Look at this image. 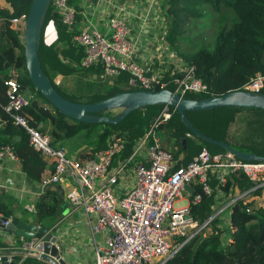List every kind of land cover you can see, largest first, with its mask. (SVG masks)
Segmentation results:
<instances>
[{
	"label": "built area",
	"instance_id": "1",
	"mask_svg": "<svg viewBox=\"0 0 264 264\" xmlns=\"http://www.w3.org/2000/svg\"><path fill=\"white\" fill-rule=\"evenodd\" d=\"M127 1L93 4V12L107 19L104 27H98L83 11L85 1L51 0L69 29L76 24L77 15L82 18L73 34L74 43L83 50L80 66H98L96 75L101 80L126 74L131 90L166 88L181 97L205 92L207 85L195 76L194 67L185 65L166 47V24H158L159 41L152 42L157 45L155 56L141 53L137 38L143 27L151 26L146 20L158 5L161 7L162 0H140L145 3L141 10L136 7L140 2L125 4ZM75 3L81 8L77 9ZM131 10L134 15H129ZM26 17L24 13L10 19V27L21 36ZM4 85L8 97L5 111L25 130L28 144L50 166L37 194L49 185L69 186L68 206L86 216L94 241L93 264H163L195 237L217 235L223 245L228 244L230 232L235 230L231 222L234 207L242 205L251 213L264 206V161H246L227 150L210 152L203 147L187 162L176 163L157 134L158 125L171 116L170 105L163 106L126 155L124 140L112 134L105 148L96 151L93 158L82 160L69 156L63 146H53L48 134L31 125L24 111L30 100L14 78L4 80ZM263 89L264 75L256 73L239 90L261 93ZM0 158L18 160L10 144L0 145ZM126 181L129 183L121 186ZM185 185L193 190H185ZM181 191H186L185 198ZM204 197L213 199V211L200 220L193 208ZM178 198L186 203L175 207ZM100 233L106 236L98 245L95 235ZM23 248L20 255L1 252L0 259L4 255L9 263L20 264L36 256L34 246Z\"/></svg>",
	"mask_w": 264,
	"mask_h": 264
},
{
	"label": "trees",
	"instance_id": "2",
	"mask_svg": "<svg viewBox=\"0 0 264 264\" xmlns=\"http://www.w3.org/2000/svg\"><path fill=\"white\" fill-rule=\"evenodd\" d=\"M31 1L4 0V3L0 4V145L10 144L13 147L22 171L26 173L28 181L34 183L40 181L43 172L50 169V166L41 154L28 144L25 130L14 124L10 114L4 109L8 101L4 80L8 78H14L19 83L20 91L30 100L24 111L30 117L31 125L48 134L53 146L65 147L68 140L83 136L84 144L93 151L89 157L91 159L96 151L107 146L109 137L115 134L124 140L126 148L123 154L126 155L144 130L135 132L129 125H121L133 111L117 124L76 121L59 112L33 86L25 67L23 39L19 31L10 27V19L27 13ZM74 6L80 9L78 3ZM161 10L167 25L165 37L170 48L185 65L193 66L195 76L207 85V90L202 92V95L187 97L204 99L219 96L231 90L241 89L256 73L264 75V0H162ZM215 15V27L211 24L214 33L210 41H207L202 30L207 29L209 18L212 19ZM81 21V16L77 15L76 24L73 29H69L62 23L60 13L52 4L48 6L39 34L38 56L41 67L54 88L63 97L78 103H92L118 92L130 91L126 85V74L106 80L98 78L102 83L112 79L119 80L120 85L114 83L106 89L98 87L91 93H82V84L75 90H67L66 87H59L53 82L51 74L55 73L69 76L78 69H83L85 75H88V70H93L96 74L99 71L98 66H80L81 48L74 43L73 34ZM46 24H51L56 30L57 38L54 42L44 41L43 29ZM195 36L199 42L195 41ZM189 47L193 49L189 51ZM62 56L69 62L64 61ZM27 89L29 95L25 91ZM261 93L264 94V89ZM169 108L171 116L158 125L157 134L161 144L170 147L167 149L173 156L176 157L182 152L181 134L186 141L188 136L194 142L198 140L196 145L199 150L211 147L212 151L215 148L225 151L218 145L194 136L182 123L176 108ZM238 110L252 111L260 115L252 121L259 126L264 125V110L260 108L220 107L207 111H188L186 115L198 131L232 146L226 140V133L234 124L232 120ZM191 113L196 114L195 119L190 117ZM101 114L106 115V112ZM261 133L264 138V130ZM242 145H248V150L244 151L264 157V146L261 147L258 142L250 140ZM236 149L243 150L241 147ZM189 155L188 150L185 160ZM65 202L66 199L59 190L50 185L46 186L34 204L33 223L40 224L44 220L56 219L57 210ZM212 205L213 199L204 197L202 202L193 208V212L202 220L212 213ZM13 211L0 201V218L9 217ZM231 218L235 230L230 232V243L223 245L217 235L195 237L187 241L163 264H264V206L251 213L246 212L242 205L234 207ZM1 246H4L2 241ZM20 264L46 263L28 257Z\"/></svg>",
	"mask_w": 264,
	"mask_h": 264
},
{
	"label": "water",
	"instance_id": "3",
	"mask_svg": "<svg viewBox=\"0 0 264 264\" xmlns=\"http://www.w3.org/2000/svg\"><path fill=\"white\" fill-rule=\"evenodd\" d=\"M4 0H0L3 4ZM51 0H32L22 33L25 67L28 77L33 86L65 116L86 123H110L117 124L124 120L132 111L149 105L163 104L176 108L182 123L191 130L194 136L209 143L218 145L227 151L234 153L240 159L246 161H264V157L253 152L235 149L229 144L212 139L198 131L188 119V111H207L220 107L260 108L264 110V94L254 93L246 90H231L219 96H211L204 99L181 97L169 89L163 88L157 91L130 90L118 92L112 96L92 103H78L63 97L52 85L50 79L44 73L38 56V42L41 27L43 25L47 9ZM120 109V112L111 117L101 114L109 110ZM181 150L183 156L188 155L186 139L180 136ZM180 164V161L178 162ZM185 190L192 191L189 185ZM63 204L56 212L57 217ZM8 217L0 218V235L9 233L23 240V247L34 246L35 258L48 264H69L62 256L63 243L58 234L48 229L43 223L34 224L31 220L24 221L19 217L11 216L8 223L4 225ZM59 247H58V246ZM1 253V252H0ZM15 256H13V259ZM0 264H12L2 256ZM239 264H242L239 262Z\"/></svg>",
	"mask_w": 264,
	"mask_h": 264
},
{
	"label": "crops",
	"instance_id": "4",
	"mask_svg": "<svg viewBox=\"0 0 264 264\" xmlns=\"http://www.w3.org/2000/svg\"><path fill=\"white\" fill-rule=\"evenodd\" d=\"M82 6L83 11L87 13L89 19L96 23L98 27H104L105 21L99 13L93 12V3L87 0ZM145 1V0H144ZM79 2V0H77ZM131 2H140V0H128L125 4ZM120 4V2H119ZM144 2L136 4L138 10H141L144 6ZM80 6V8H81ZM162 10L160 5L149 15L146 21H151V26L148 29H144L141 37L137 38L141 42L138 44L141 49V53L144 55L155 56L156 44L153 41L158 40V24H165L161 14ZM129 15H134L133 11L129 12ZM134 21H141L139 19H134ZM82 23V22H81ZM156 23V24H154ZM47 29L51 24H47ZM77 30V28H76ZM53 29L49 30L44 34L43 38L46 43L54 42L57 38L56 32ZM53 34L56 35L54 39H50ZM196 154H193L195 156ZM175 161L178 164L187 162L183 153H179L175 157ZM49 174V168L43 172L41 179ZM40 179V180H41ZM39 182L30 183L26 173L21 169L19 160L10 161L5 158H0V201H3L8 208L13 209V213L9 215L21 218L24 221L31 220L33 222L34 217V204L38 198L37 192L39 191ZM56 186H51L52 188H57L59 192L66 199V193L69 190V186L65 183L55 184ZM189 191V190H188ZM2 196V197H1ZM62 207L60 214L57 216L56 220L52 222L51 226H47L52 232L58 234L59 238L63 243L62 256L69 264H93V253H94V241L89 231V225L87 223L86 216H84L79 211H71L67 199ZM47 222L48 220H44ZM106 234L100 233L95 235V243L101 244L104 240ZM19 240L16 236L5 233L2 234L1 241L4 246L0 247V252L14 251L16 254L20 255L24 251L23 240L21 244L17 243Z\"/></svg>",
	"mask_w": 264,
	"mask_h": 264
},
{
	"label": "rangeland",
	"instance_id": "5",
	"mask_svg": "<svg viewBox=\"0 0 264 264\" xmlns=\"http://www.w3.org/2000/svg\"><path fill=\"white\" fill-rule=\"evenodd\" d=\"M87 1H89L90 3H93L95 5H104V4H107L108 2H112V3L121 2V0H87ZM216 18H217L216 15L213 16L212 19L209 18V21H208L209 26H207V29L202 30V33L204 34L203 37L207 41H210L209 39L212 37V35L214 33V28L212 25H214V20H216ZM163 20H164V18H163ZM163 22L165 23V21H163ZM47 26H48L47 24L44 26L43 35L46 34L51 29H53V31L56 32V30L53 26H51V28L49 27L48 29H47ZM166 27H167V25H166ZM214 27H215V25H214ZM191 35L194 36V34H191ZM55 37H56V35L53 34V36H51L50 39L52 40ZM63 40H66V39H63ZM195 41L199 42V39L197 36H195ZM165 42H166V47L167 48L170 47L167 40ZM192 49L193 48H191V47L188 48L189 51ZM79 52L83 53V50L79 49ZM62 58H63V56H62ZM63 60L66 62H69L68 59L63 58ZM93 72H95V71L88 70V71H86V73L88 75H85V72L83 69H78L76 71V73L69 75V76H63L60 73L51 74V79L53 80V82L56 85H58L59 87H64V88L66 87L67 90H71V89L75 90L79 84H82V86L84 87V89L82 90V93L83 92L84 93H91L94 91V89H96L98 87H102L103 89H106L114 83H117L118 85H120L119 80H113V79L102 83L98 79L96 72L95 73H93ZM102 84H104V85H102ZM25 91H26V93L28 92L27 94L29 95V90L27 89ZM200 95H202V94L201 93H189L186 96H200ZM163 106H164L163 104H156V105H149V107L146 106L148 108H146L145 110H142L144 107L139 108V110L136 109L133 111V113L131 115L128 116L127 119H125L124 121L122 120L123 122L121 123V125H123V126L129 125L130 128L135 132H140L143 130L145 132L146 130H148V127L150 126V121H152L161 112V110L163 109ZM119 112H120V109L109 110V111H106V115L113 117V116L117 115ZM195 116H196V114H194V113L190 114V117L192 119H195L194 118ZM259 116L260 115L254 114L252 111H245V110L236 111L235 115L233 117V120H232V122L234 124L227 131L226 140L228 142H230L234 148L235 147L236 148L241 147L243 150H248V145H242V144L248 143V142H250V140L251 141L254 140L255 142H258L261 145V147L264 146V138L262 137L263 134L261 133V131L264 130V125L259 126L258 123H255V121H252L253 119L258 118ZM186 132L188 134H190V132L188 130ZM188 137H189V139H188V141H186V145H187V150H189L190 155L186 159L187 161L192 159L193 154H197L199 152V148L196 145L197 142H199V141L195 140V142H194V140L190 139V136H188ZM164 147H166L168 149L170 148L169 146H164ZM65 148H66L67 154L69 156L77 158V159H82V160L83 159H90L89 157L93 153V151H91V149L89 147H86V145L84 144L83 136H78L76 138L68 140L65 144ZM207 150L210 152H221L222 151V149H220V148H215L214 151H212L211 147L209 149L207 148ZM174 151H176V149H174ZM174 158H175V156H174ZM128 183H129L128 181L123 182V184L121 183V186L127 185ZM50 186H56V185H50ZM54 189L58 190L55 187H54ZM181 195L184 196V198H185L187 195L186 191H181ZM184 198H178L174 203L175 207L181 206L184 203H186V200ZM54 220H56V219H53V220L49 219L47 222L43 221V224L47 225V226H51L52 222ZM2 234L5 235V233H2ZM1 237H2V235H0V241H1ZM17 243L21 244V241L17 240ZM30 257H34V256H30ZM46 264H48V263H46Z\"/></svg>",
	"mask_w": 264,
	"mask_h": 264
}]
</instances>
